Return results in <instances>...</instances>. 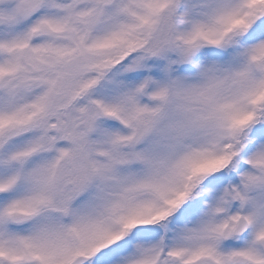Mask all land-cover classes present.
<instances>
[{
    "label": "snow or ice",
    "instance_id": "1",
    "mask_svg": "<svg viewBox=\"0 0 264 264\" xmlns=\"http://www.w3.org/2000/svg\"><path fill=\"white\" fill-rule=\"evenodd\" d=\"M0 264H264V0H0Z\"/></svg>",
    "mask_w": 264,
    "mask_h": 264
}]
</instances>
